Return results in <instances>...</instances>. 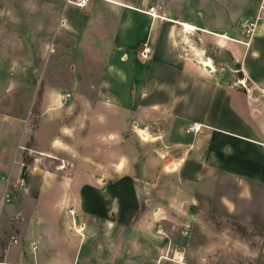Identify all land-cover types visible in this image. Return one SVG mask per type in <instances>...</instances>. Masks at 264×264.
<instances>
[{
    "label": "crops",
    "instance_id": "obj_1",
    "mask_svg": "<svg viewBox=\"0 0 264 264\" xmlns=\"http://www.w3.org/2000/svg\"><path fill=\"white\" fill-rule=\"evenodd\" d=\"M250 6L247 17L218 25L222 34L212 25L150 14L128 0H90L83 8L64 4L55 55L45 61L43 78L53 85L62 76L53 70L75 67L90 79L74 82L70 105L44 112L24 151L18 149L22 117L0 113V231L18 212L27 216L24 233L15 228L20 238L7 249L0 234L3 261L38 260L32 254L37 248L47 253L51 238L74 225L80 236L75 248L89 240L82 257L71 252L76 263L89 256L97 264H113L130 254L133 262L196 264L172 240V256L161 252L166 238L152 219L155 207L128 225L143 198L159 208L168 204L176 227L260 230L256 249L245 254L250 264H264V0ZM247 18L255 19L249 35L242 27ZM182 21L236 42L229 63L185 57L176 38ZM144 44L151 47L147 58L140 56ZM71 53L80 59H60ZM233 62L240 63L237 76L221 65ZM242 76L244 85L237 80ZM192 122L201 124L195 134L185 132ZM49 154L72 166L55 169L42 161ZM21 237L36 249L21 254ZM201 239L203 263L210 239L204 233ZM218 239L225 253V239ZM39 260L50 261L45 254Z\"/></svg>",
    "mask_w": 264,
    "mask_h": 264
},
{
    "label": "rangeland",
    "instance_id": "obj_2",
    "mask_svg": "<svg viewBox=\"0 0 264 264\" xmlns=\"http://www.w3.org/2000/svg\"><path fill=\"white\" fill-rule=\"evenodd\" d=\"M128 1L143 4L150 14L159 15V13H166V15L174 16L177 20L184 19L200 23L201 25H212L215 27V30H218L217 32L222 34H225V32L219 31L222 30V27L218 25L222 24L224 26V22L230 19L241 20L243 17H247L251 11L250 4H258L259 2V0ZM64 4H66V0H0V113L22 117L21 134L18 142V149L20 148L21 151H24L25 145L29 140L27 139V135L36 130L38 119L41 118L44 112L55 109L57 106L70 105L76 92L75 86H73L74 82L78 84L88 83L90 79L88 74H78L82 69L75 70V67L74 70L69 68L70 71H64L63 69L53 70V73L57 72L62 75L60 79H55V82L53 81V85L50 84L48 86V78H43L44 74L48 72L44 68L45 61L50 56L55 55L54 51L57 45L56 35L62 23V15L65 12V10L63 11ZM250 22H255V19L247 18L242 22V27L247 35H249V32L246 29ZM181 23L184 22L182 21L180 24H177L176 38L179 50L185 57L199 62L207 60L208 57H214L218 61H227L229 63L228 60L232 59L236 42L216 36L210 32L198 29H185ZM236 25L238 27V22H236ZM218 27L221 29H217ZM245 42L248 43V40ZM142 46L148 45L144 44ZM143 47H141V50ZM60 59L73 63L80 58L71 53L65 54V56L60 55ZM237 63V65L234 62L230 65L227 64V66L222 63L221 65L224 71L237 76L239 73H235V68L237 66L239 68L240 64L239 62ZM87 65L89 66L90 63ZM237 79H243V76ZM81 89L85 88L81 87ZM48 91H53V93H50L49 98H47ZM55 92H59L60 102L54 100V97H57ZM22 138L23 140H21ZM35 152L33 151L32 153L36 156L44 157ZM48 156L42 158V161L46 159L52 167L62 170L57 168L61 163L60 157L52 154ZM11 184L9 183V185ZM154 207L155 214L152 213V219L158 224L157 232L166 238V246L163 245L164 247L161 252L167 257L172 256L169 250V242L172 240L178 245L179 249L189 251L196 264H250L249 255L245 253H249L251 249H256L261 233L260 230L251 229L247 225H206L203 230H198V227L196 230L195 225H178L176 227L172 225V213L168 204L159 208L152 201L144 203L143 198L140 200L139 209L131 221L128 222V225H135L139 221L138 219H141L144 210H154ZM26 217L25 213L18 212L11 220V225L7 228L4 227L0 231L2 238L6 242V249L11 242H14L13 238L16 240L20 238L16 236L15 228L19 232L24 233L25 225L22 223ZM64 226L62 227L63 229L61 228L62 230L60 229V236L64 233L66 238H58L60 236H57V234L52 237V243H50L47 253L46 251H38V248H35L36 250L32 248L36 251L32 254L34 257H38V260L34 258L32 261L28 258L25 259V257L23 259V256H21V260L18 262H5L2 259L5 254V247H0V264H41L39 257L44 254L50 259L49 264H97L96 262L89 261V256H86L81 262L76 263L74 255L71 252L76 250L77 256L81 254L82 257L84 249L89 244V240H86L85 243L83 242L79 247L75 248V242L77 243L79 234H77L74 225L72 228L69 225ZM201 233L208 235L210 239L209 260L206 259L203 263L201 261L203 249ZM221 237L225 239V253H221L218 250V238ZM19 242L21 243V254H26V251L28 252L29 250L33 252L29 248L28 239L21 237ZM205 243H207L206 239H204ZM204 247H207V245ZM124 257L128 260L125 259L124 262L115 261L113 264H149L146 262L140 263L142 262L141 260L136 262L131 261L130 254L124 255ZM157 264L172 263L162 260L158 261Z\"/></svg>",
    "mask_w": 264,
    "mask_h": 264
},
{
    "label": "built area",
    "instance_id": "obj_3",
    "mask_svg": "<svg viewBox=\"0 0 264 264\" xmlns=\"http://www.w3.org/2000/svg\"><path fill=\"white\" fill-rule=\"evenodd\" d=\"M90 0H66V4H70V5H74L76 7H85L88 3H89ZM262 9H264L262 6H261ZM257 18H260V16H257ZM254 22H250L248 25H247V29L246 31L251 33V31L253 30V27H254ZM150 52V48L148 46H144L140 52V56L142 58H147V54ZM238 81H241V84L244 85V81L243 79H237ZM201 127V124L199 122H192L190 125H188L186 128H185V132L187 133H197L199 131ZM72 164L70 162H64L63 159H61V163L57 166V168L59 169H64L66 167H71ZM8 195H6L5 197H3V200L4 201H8ZM3 202H1L2 204ZM71 213H75L76 210H73V209H70L69 210ZM13 241L16 242V239L13 238ZM32 248H35V243L32 242ZM246 264V263H244Z\"/></svg>",
    "mask_w": 264,
    "mask_h": 264
},
{
    "label": "bare ground",
    "instance_id": "obj_4",
    "mask_svg": "<svg viewBox=\"0 0 264 264\" xmlns=\"http://www.w3.org/2000/svg\"><path fill=\"white\" fill-rule=\"evenodd\" d=\"M156 15V14H155ZM181 25L182 26H184L185 27V29H195V26L194 25H192V24H190V23H186V22H184V23H181ZM222 37H226L225 35H221Z\"/></svg>",
    "mask_w": 264,
    "mask_h": 264
},
{
    "label": "trees",
    "instance_id": "obj_5",
    "mask_svg": "<svg viewBox=\"0 0 264 264\" xmlns=\"http://www.w3.org/2000/svg\"><path fill=\"white\" fill-rule=\"evenodd\" d=\"M29 142H30V141H29ZM30 144H31V142L28 143V145H27L28 148H30ZM24 160H25L26 162L29 161V158H27L26 153L24 154Z\"/></svg>",
    "mask_w": 264,
    "mask_h": 264
},
{
    "label": "water",
    "instance_id": "obj_6",
    "mask_svg": "<svg viewBox=\"0 0 264 264\" xmlns=\"http://www.w3.org/2000/svg\"><path fill=\"white\" fill-rule=\"evenodd\" d=\"M239 83H241V82L239 81Z\"/></svg>",
    "mask_w": 264,
    "mask_h": 264
}]
</instances>
